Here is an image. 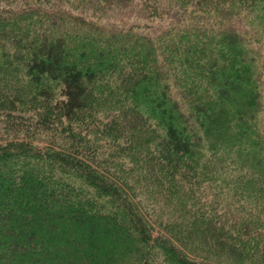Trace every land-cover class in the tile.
<instances>
[{"label":"trees","instance_id":"16d2710c","mask_svg":"<svg viewBox=\"0 0 264 264\" xmlns=\"http://www.w3.org/2000/svg\"><path fill=\"white\" fill-rule=\"evenodd\" d=\"M0 264H264V0H0Z\"/></svg>","mask_w":264,"mask_h":264}]
</instances>
